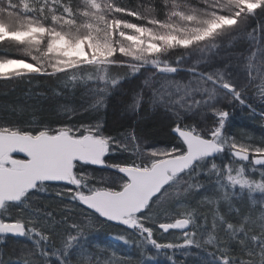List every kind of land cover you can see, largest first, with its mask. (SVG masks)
Wrapping results in <instances>:
<instances>
[{
	"label": "snow or ice",
	"instance_id": "1",
	"mask_svg": "<svg viewBox=\"0 0 264 264\" xmlns=\"http://www.w3.org/2000/svg\"><path fill=\"white\" fill-rule=\"evenodd\" d=\"M11 85L0 264H264V0H0Z\"/></svg>",
	"mask_w": 264,
	"mask_h": 264
},
{
	"label": "trees",
	"instance_id": "2",
	"mask_svg": "<svg viewBox=\"0 0 264 264\" xmlns=\"http://www.w3.org/2000/svg\"><path fill=\"white\" fill-rule=\"evenodd\" d=\"M25 86L21 85L19 88H17L15 85H11L9 86V89L11 91V95H9L6 99H2L0 98V105L8 102V101H15L17 98H20L21 100H26V97L24 95V93L22 92L21 89H23ZM3 91H5V89H0V93H2ZM29 103H31V101H29ZM246 117V115L244 113H240L237 116L234 117V126L236 128H243V129H247L251 132H254L256 134V136L258 137L261 134V129L256 126L253 122L249 121L248 119L246 120V122H244L245 124L243 126H241V123H239L238 120H240V118ZM247 118V117H246ZM248 124V125H247ZM108 237L105 238L103 241H107ZM113 243H117V242H113ZM117 246L120 248V250L122 251H126L128 253H132L133 249L130 247H125L122 242L117 243ZM195 251V250H193ZM189 262L190 264H199L198 260H196L194 257H190L189 258ZM159 264H167L166 260H164L163 258H160L159 260Z\"/></svg>",
	"mask_w": 264,
	"mask_h": 264
},
{
	"label": "bare ground",
	"instance_id": "3",
	"mask_svg": "<svg viewBox=\"0 0 264 264\" xmlns=\"http://www.w3.org/2000/svg\"><path fill=\"white\" fill-rule=\"evenodd\" d=\"M238 114H240V112H237L235 114V116H237ZM246 120H247V118L243 116V118L241 117L240 120H238V121H239V123H241V126H243L245 124L244 122H246ZM105 238H107L106 235H101V236L98 237L99 240H104Z\"/></svg>",
	"mask_w": 264,
	"mask_h": 264
},
{
	"label": "rangeland",
	"instance_id": "4",
	"mask_svg": "<svg viewBox=\"0 0 264 264\" xmlns=\"http://www.w3.org/2000/svg\"><path fill=\"white\" fill-rule=\"evenodd\" d=\"M4 71H8V69H4Z\"/></svg>",
	"mask_w": 264,
	"mask_h": 264
}]
</instances>
